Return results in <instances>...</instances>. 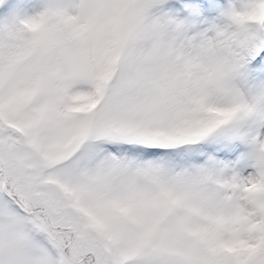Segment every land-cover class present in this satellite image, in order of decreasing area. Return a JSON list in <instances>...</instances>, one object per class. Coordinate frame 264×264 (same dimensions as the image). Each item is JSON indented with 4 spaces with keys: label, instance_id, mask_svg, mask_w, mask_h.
Instances as JSON below:
<instances>
[{
    "label": "snow or ice",
    "instance_id": "6c2138e0",
    "mask_svg": "<svg viewBox=\"0 0 264 264\" xmlns=\"http://www.w3.org/2000/svg\"><path fill=\"white\" fill-rule=\"evenodd\" d=\"M0 264H264V0H0Z\"/></svg>",
    "mask_w": 264,
    "mask_h": 264
}]
</instances>
